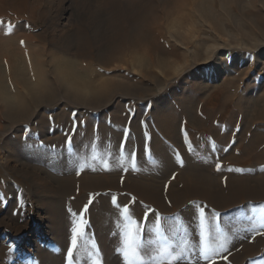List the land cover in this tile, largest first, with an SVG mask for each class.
Segmentation results:
<instances>
[{
  "label": "rangeland",
  "instance_id": "obj_1",
  "mask_svg": "<svg viewBox=\"0 0 264 264\" xmlns=\"http://www.w3.org/2000/svg\"><path fill=\"white\" fill-rule=\"evenodd\" d=\"M37 1L38 11L32 17L0 16V49L33 56L32 64L41 63L50 81H57L54 66L69 61L92 81L98 80L97 75L118 87L133 83L157 91L147 99L114 91L106 99L89 101L74 100L61 90L57 102L38 106L33 122L20 128L37 139L33 146L27 144V134L22 137L26 149L49 146L53 152L62 149L71 157L65 159L71 167L63 166L67 172L59 174L61 182L73 179L75 193L69 196L72 208L68 209L75 215L60 256L62 264H68L73 229L90 198L85 225L90 221L92 231L84 233L83 241L78 238L72 264H105L104 236L115 245L110 264H124L119 213L123 206L129 207L138 226L143 225L142 242H155L149 245L153 254L159 255L157 249L168 244L185 249L186 255L176 264H209L200 252L201 209L207 222L208 245L219 247L222 236L227 248L219 255L212 252L211 260L216 264H264V227L258 226L264 224V199L256 200L253 192L242 204L232 200L240 185L259 182V187H264V69L250 74L244 71V64H229L225 56L221 63L229 72L218 81L186 75L168 83L167 92L160 94L157 79L153 83L150 76L147 81L130 66L137 65L144 54L166 65L182 54L174 49L175 43L164 34L165 29L159 37L155 31L161 25L166 28L183 0ZM216 6L215 13L227 23L228 17ZM237 10V21L242 22L249 11L239 6L233 11ZM156 74V78H165L159 71ZM177 84L180 89L175 88ZM159 95L161 102L153 105ZM40 127L49 140L40 135ZM131 181L137 182L138 190L132 189ZM234 182L237 184L231 186ZM219 184L226 188L223 193L218 191ZM113 196L116 206L111 203ZM226 196L228 201L223 202L221 198ZM12 209L0 206V215L16 219L18 214ZM157 214L163 231L160 239L154 231ZM101 218L108 221L101 223L102 233L96 229ZM4 244L0 237V249ZM6 246L8 251L2 253H8L6 261L13 264L14 252Z\"/></svg>",
  "mask_w": 264,
  "mask_h": 264
},
{
  "label": "bare ground",
  "instance_id": "obj_2",
  "mask_svg": "<svg viewBox=\"0 0 264 264\" xmlns=\"http://www.w3.org/2000/svg\"><path fill=\"white\" fill-rule=\"evenodd\" d=\"M216 4L224 12L223 16L228 17L226 20L234 26L228 22L230 26H227V23L218 17L215 13ZM37 5V0H0V16L16 18L28 14L32 17L38 11ZM179 5L175 9V17L168 20L166 28L159 26L155 35H161L165 29L164 34L167 33L170 41L175 43L174 49L182 54L176 55V59L167 65L144 54L137 65L130 66L147 81L150 76L153 79L149 81L152 80L153 83H156L157 79L156 86L160 94L167 92L168 83L181 80L187 77L186 75L200 76L212 82L218 81L229 72L227 66L221 63V58L224 59L225 56L229 64H244V71L247 73L264 69V0H183ZM238 6L244 11H249V15L242 22L237 21L238 10L233 11ZM228 7L230 9H227ZM171 29L176 32L172 34ZM32 62L33 56L4 47L0 49V206L13 207L12 212L18 214L16 219L0 215V228H3L0 237L4 238L3 250L8 251V244L10 251L14 252L11 253L12 259L15 260L13 264H62L60 256L70 234L71 220L74 219L69 196L75 193L74 185H71L73 179L64 177V182H61L59 176L62 175L59 174L67 172L65 166L71 167L65 162L70 154L62 149L53 152L54 148L49 146L26 149L23 144L25 139L22 137L28 132L20 128L33 122L34 110L38 106L57 102L61 90L74 100L89 101L106 99L114 91L121 96L147 99L149 96H155L157 91L153 92V89L138 87L133 83H124L118 87L109 80L99 79L97 75L98 80L92 81L69 61H60L54 66L57 75V81L54 82L50 81L49 72L41 63L34 66ZM157 71L165 78H156ZM180 84L175 88L180 89ZM155 98L157 99L153 100V105H159L162 96ZM217 108L219 109V106ZM39 130L40 135L47 138L44 128L40 127ZM32 135L33 133L27 134V144L34 146L37 139ZM253 160L254 158L247 163L250 164ZM131 182L132 189L138 190L137 182ZM257 183L251 186L240 185L239 193L233 195L232 200L242 204L253 192L256 200L264 199V187H259ZM236 184L237 182H234L231 186ZM218 186V191L223 193L226 190L221 189L220 184ZM221 199L223 202L228 201L227 196ZM25 203L28 208H25ZM68 207H71V210ZM89 214H85L87 220ZM91 220L93 221V217ZM103 221L104 218H101L99 226L96 227L100 233L103 230L101 226L108 223L107 220ZM88 222L85 225V234L92 231L93 225ZM102 245L106 254L104 262L110 264L115 245L105 236ZM3 250L0 249V264H9L6 261L8 253L3 254Z\"/></svg>",
  "mask_w": 264,
  "mask_h": 264
},
{
  "label": "snow or ice",
  "instance_id": "obj_3",
  "mask_svg": "<svg viewBox=\"0 0 264 264\" xmlns=\"http://www.w3.org/2000/svg\"><path fill=\"white\" fill-rule=\"evenodd\" d=\"M10 30L11 29L9 28V31ZM185 139L187 138L185 137ZM69 142H70V138H69ZM189 147L191 146L189 145ZM92 159L96 160L97 157L93 155ZM133 160H134V156H133ZM80 167L81 170H83L84 165L82 164ZM103 167L105 168V170H107L108 165L104 164ZM216 170L220 171L221 170L220 166H217ZM228 171H233V169H228ZM91 203L92 200L90 198L88 201V205H86L79 214V219L76 222L75 228L73 229V233L71 237V248L67 252L68 264H72L73 252L78 247V242H77L78 238L81 241H83L84 239L85 214L88 212ZM111 203L114 206L117 205V198L115 196L112 197ZM197 206L199 207V205ZM119 213H120V219L123 222L121 225V235H122L121 250H122V255L124 257V264H134V262L135 264H176L177 261H180L181 258L184 255H186L185 249L183 247H177L175 244H168L166 248L157 249V251H159V255L153 254L152 249L151 247H149V245H152L155 242L152 240H147L146 242H142L141 232L143 231V225L138 226L137 220L132 217L129 207L128 206L120 207ZM146 217H147V213L145 214V218ZM212 219L214 221L215 216H213ZM199 221H200L201 245H202V248L200 250L201 255H203L205 259L209 260V264H216L214 260L210 259V254L212 252H215L216 255H219L221 252L227 251L223 237L221 236L219 238V247H216L215 245L210 247L207 243L208 236L205 234L207 231V222L205 219L203 209H201V211L199 212ZM160 222H161V218L157 214L155 216L154 231L158 239L163 237V231L161 229ZM258 226L264 227V224H258ZM175 230L177 229L174 228L173 231ZM92 247H95V245L93 244ZM189 264H191V262H189Z\"/></svg>",
  "mask_w": 264,
  "mask_h": 264
}]
</instances>
